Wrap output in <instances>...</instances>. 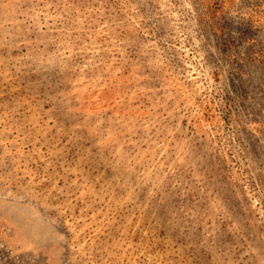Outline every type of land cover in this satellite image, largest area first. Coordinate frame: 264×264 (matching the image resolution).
<instances>
[{
	"label": "rangeland",
	"instance_id": "obj_1",
	"mask_svg": "<svg viewBox=\"0 0 264 264\" xmlns=\"http://www.w3.org/2000/svg\"><path fill=\"white\" fill-rule=\"evenodd\" d=\"M0 264H264V0H0Z\"/></svg>",
	"mask_w": 264,
	"mask_h": 264
}]
</instances>
